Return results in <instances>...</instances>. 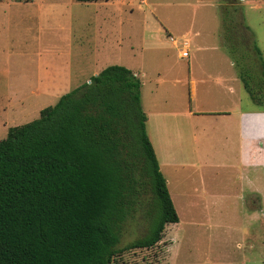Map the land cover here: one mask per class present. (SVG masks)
<instances>
[{
	"label": "rangeland",
	"instance_id": "374dc122",
	"mask_svg": "<svg viewBox=\"0 0 264 264\" xmlns=\"http://www.w3.org/2000/svg\"><path fill=\"white\" fill-rule=\"evenodd\" d=\"M181 1L113 0L108 7H103L100 1L0 0V140L9 128L36 119L41 109L52 106L59 96L70 91H63L60 88L63 85L78 81L79 84L87 83L90 77L111 65L142 73L139 78L142 112L145 115L152 111V105L154 111L163 112V124L169 131L170 156L178 164H188L176 171L190 177L189 183L200 175L205 186L225 187L234 197L217 199L216 202L221 203H216L215 207L209 202L201 207H186L177 200L178 184L169 179L168 194L179 221L164 227L155 246L122 251L116 263L244 264L246 258L258 261L264 251H260L256 240L251 242L254 243L253 250L247 251V242L242 238L246 228L243 215L248 212V192L241 175H237L242 171V165L234 134L225 130L223 118L195 113L193 107L199 105L198 101L209 97L200 87L196 90V103L195 100L191 103L190 86L175 85L173 93L168 92L167 80L176 75L185 77L187 62L195 76L202 68L213 70L217 67L205 66L201 59L227 56L216 35L205 39L216 47V51L192 49L195 44L202 43L201 38L192 33L199 29L202 34H208L212 27L210 19L214 22L211 31L218 33V8L204 19L203 10L210 13L211 9L199 5H175ZM190 1L194 4L195 0ZM238 7L242 23L264 63V0H238ZM151 16L169 28L167 33L176 44L168 40L164 31L151 33L150 28L154 25ZM186 29L190 34L182 38L181 33ZM183 39L189 40L187 58L178 56ZM54 80L57 85L52 94L43 95V82ZM213 96L223 98L222 94L213 93ZM168 97H171L172 106L170 102L162 103ZM239 97L243 110L264 114V102L263 106L251 102L244 90L240 91ZM154 98L156 101L152 104ZM190 104L193 115L187 117ZM222 106L224 108L225 104ZM147 129L161 161L159 149L163 134L151 117ZM227 135L232 136L229 142L225 141ZM248 170L249 179L261 186L260 180L256 181V169ZM162 171L165 175L168 172L164 167ZM228 172L232 175L229 181ZM212 180L213 184L208 185ZM147 225L148 220L142 212H135L123 226L118 248L144 235ZM258 233L262 234L259 229Z\"/></svg>",
	"mask_w": 264,
	"mask_h": 264
},
{
	"label": "trees",
	"instance_id": "16d2710c",
	"mask_svg": "<svg viewBox=\"0 0 264 264\" xmlns=\"http://www.w3.org/2000/svg\"><path fill=\"white\" fill-rule=\"evenodd\" d=\"M78 3L103 0H74ZM221 47L251 102H264V63L238 0H220ZM140 81L111 65L0 140V264H117L178 222L145 132ZM135 212L144 235L118 248Z\"/></svg>",
	"mask_w": 264,
	"mask_h": 264
},
{
	"label": "crops",
	"instance_id": "0c3cea01",
	"mask_svg": "<svg viewBox=\"0 0 264 264\" xmlns=\"http://www.w3.org/2000/svg\"><path fill=\"white\" fill-rule=\"evenodd\" d=\"M113 0H103L100 1V6L108 7L110 2ZM194 4L190 0H183L181 2L175 3V5L179 7H189L193 6L196 7V5H199L201 8L205 9H211L210 13L209 10H203L202 12V18H206L207 15H211V12L213 13V9L219 8L222 6L220 0H207L202 3L201 0H198L197 3ZM150 13V12H149ZM152 17V16H151ZM215 17V15L213 16ZM154 25L150 28V31L152 34L165 32L168 40L170 35L168 32V27L164 24L158 21L156 18L152 17ZM212 24V27L209 28V33L204 35L202 34V30H196L192 33V36L194 37H200L201 38V44L196 45L192 47L194 51H214L216 47L212 44L207 42L205 39L210 35H216V39L221 47V40H220V29L218 33L215 34V31L213 30V19H210V25ZM190 34L189 30L186 29L181 33V37L185 38V36H188ZM215 38V37H214ZM173 45L176 44L175 41L169 40ZM181 49L178 53V56L180 58L182 57V51L186 52V57H188V47L189 40L183 39L181 41ZM216 51V50H215ZM222 51H224L222 49ZM201 63H203L205 66H217L215 69H209V68H202L199 70V73H195L194 76L191 71V65L187 62L186 65V75L185 77H178V75L171 77L173 79L167 80L168 83V92L173 93V88L175 85H187L188 87H191V103L193 100H195V94L197 87L201 88V91L204 95H206L208 98L206 99H200L199 105L194 106V111L197 115L200 116H208V117H221L225 121L222 123L225 126V130L231 132V134H234V139L238 146V157L240 160V164L242 165V171L238 172L237 175H241V180L244 182L247 186V197H246V206L248 209V212H246L243 215V223L246 225V228L243 231V239L246 240V250L252 251L253 250V244L251 243L256 240L258 248H260V251H264V181H263V174L264 172L262 169L264 168V114L260 115V113L256 111H249V110H243L242 106L240 105L241 99L239 97L240 91L242 92V84L238 78L237 70L234 67L232 61L226 56L225 58H204L200 60ZM128 68V67H127ZM131 71V70H130ZM132 72V71H131ZM132 74L139 80L143 76L142 73H135L132 72ZM55 79V78H54ZM53 80V79H52ZM165 80H161L163 82ZM79 82V81H78ZM77 82V84H67V86L63 85L60 87L63 91H66L68 89H74L80 84ZM55 80L49 81V82H43L42 88L43 92L45 94L43 95H51L52 90L56 88ZM142 87L140 82V88ZM157 90V87H155ZM213 93L215 95L222 94L223 98H218L216 96H213ZM39 94V92L37 93ZM215 97V98H214ZM156 99L152 101L155 102ZM221 101V102H220ZM170 102L171 105V97H168V99H165L162 101L163 104H167ZM196 103V100L194 101ZM222 104H225V109L223 108ZM172 106V105H171ZM190 108L186 111V116L190 117L193 115L191 104L189 106ZM151 110L149 113L145 114V132L147 135V138L152 146L156 161L158 163L159 171L162 174L166 187L168 186V181L171 179L173 182L175 181L177 185V193H178V202L184 203V206L190 207V208H196L204 206L205 202H209L211 206H216L217 199L224 198V200H227L231 198V196L234 197V194L231 192L226 191V188H217L215 186H205L204 184V178L200 175L197 176V179L195 181H192L189 183V178H186V176L176 171V168H182L185 167L183 165H188L187 163H176L175 159L170 156V146L168 139L169 131L166 130L163 124V112L155 110L153 108L154 105L151 106ZM199 108V109H198ZM197 109V110H196ZM150 117L155 121L157 124V127L160 128L161 133L163 134L161 139V161L158 158V155L156 153L155 147L152 143V139L148 132V123L150 120ZM153 136V135H152ZM164 137V138H163ZM232 136H225V141L229 142ZM195 154L196 151L194 152ZM195 162L197 160L195 159ZM191 165V164H190ZM197 165V164H196ZM162 167L166 168L168 172L166 175L162 171ZM244 167V168H243ZM249 168H255L256 172V181L261 182V186L258 184H254V180L249 179ZM259 168H262L259 171ZM227 174L229 176L228 181L231 179L232 175L231 172H228ZM240 173V174H239ZM185 176V177H184ZM214 177V174H212ZM206 183V181H205ZM212 183L208 184L211 185ZM168 191V187H167ZM169 193V192H168ZM221 193H223L221 195ZM242 199V198H241ZM219 202V201H218ZM217 203V204H216ZM179 221V219H178ZM254 225H257L256 230H254ZM258 229L262 232V234L258 233ZM244 264H264V253H261V260L253 261L251 259H245Z\"/></svg>",
	"mask_w": 264,
	"mask_h": 264
},
{
	"label": "built area",
	"instance_id": "2783aa9c",
	"mask_svg": "<svg viewBox=\"0 0 264 264\" xmlns=\"http://www.w3.org/2000/svg\"><path fill=\"white\" fill-rule=\"evenodd\" d=\"M169 40H172L171 38H169ZM182 57H186V52L182 51Z\"/></svg>",
	"mask_w": 264,
	"mask_h": 264
}]
</instances>
